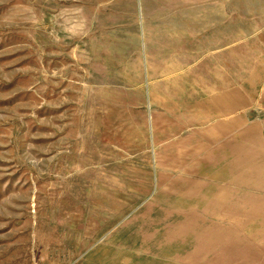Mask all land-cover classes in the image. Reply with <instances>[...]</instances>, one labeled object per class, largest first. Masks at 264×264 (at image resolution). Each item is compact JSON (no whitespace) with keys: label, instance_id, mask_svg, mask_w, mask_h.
I'll return each instance as SVG.
<instances>
[{"label":"rangeland","instance_id":"374dc122","mask_svg":"<svg viewBox=\"0 0 264 264\" xmlns=\"http://www.w3.org/2000/svg\"><path fill=\"white\" fill-rule=\"evenodd\" d=\"M163 31H236L264 51V0H0V264H227L260 250L243 202L260 186L258 146L237 162L206 161L203 144L153 161L146 60ZM217 175L234 205L181 180Z\"/></svg>","mask_w":264,"mask_h":264},{"label":"crops","instance_id":"0c3cea01","mask_svg":"<svg viewBox=\"0 0 264 264\" xmlns=\"http://www.w3.org/2000/svg\"><path fill=\"white\" fill-rule=\"evenodd\" d=\"M235 34L163 31L158 43L150 40L145 114L153 161L158 157L157 148L203 144L216 148L203 156L206 161L237 162V153L251 156L252 146H258L253 153L259 155L260 186L248 188L243 202L251 213L258 212L260 250L241 252L227 264H264V115L253 118L252 114L256 109L264 111V66L255 73L251 69V61L264 56V51H253L251 39H241L237 45ZM181 180L187 185L201 180L210 186V193L219 195L218 204L234 205L230 198L220 199L221 188L229 182L218 175Z\"/></svg>","mask_w":264,"mask_h":264}]
</instances>
